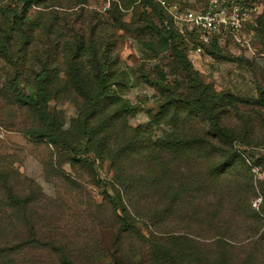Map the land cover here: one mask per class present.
Listing matches in <instances>:
<instances>
[{"label": "rangeland", "instance_id": "374dc122", "mask_svg": "<svg viewBox=\"0 0 264 264\" xmlns=\"http://www.w3.org/2000/svg\"><path fill=\"white\" fill-rule=\"evenodd\" d=\"M152 1L154 7L146 0H36L28 14L38 24L28 43L21 45V30L11 13L20 7V0H0V46L5 30L12 36L11 58L0 51V264H140L147 253L152 229L138 226L122 231L106 195L102 181L111 183L115 177L111 162L89 154L95 163L92 169L74 161L62 146L28 135L40 130L41 121L9 86L19 68L20 87L36 95L26 78L48 64L53 76L49 108L54 128L70 142L79 140L87 111L81 110L84 102L66 76L72 69L67 68L65 56L69 41L81 35L86 42L78 60L89 80L94 82L97 73L90 44H95L99 59L107 50L111 61L108 92L120 97V102L108 112L124 103V120L144 128L158 120L153 128L157 136L170 130L168 120H198L207 125L209 119L201 112L171 104L172 98L191 90L173 44L159 31L156 9L163 7L161 0ZM168 1L185 10L203 4L201 0ZM253 1L260 4L261 13L232 38L216 39L217 50L212 42L196 44L187 32L178 47L209 85L212 109L229 130L230 138L218 144L224 159L235 163L243 159L251 168L259 189L253 201L257 208L264 197V0ZM84 147L85 143L81 152ZM8 190L25 201L28 220L7 199ZM27 221L37 238L53 241L55 247L29 242ZM250 248L244 250L248 256L253 255ZM256 261L264 262V257Z\"/></svg>", "mask_w": 264, "mask_h": 264}, {"label": "trees", "instance_id": "16d2710c", "mask_svg": "<svg viewBox=\"0 0 264 264\" xmlns=\"http://www.w3.org/2000/svg\"><path fill=\"white\" fill-rule=\"evenodd\" d=\"M35 2L20 0V7L11 9L21 30V45L28 43L32 28L38 24L28 14ZM146 2L155 6L152 0ZM156 14L161 21L159 31L173 44L191 90V94L172 98L171 104L201 112L209 119L207 125L198 120H168L170 130L157 136L153 128L159 124L158 120L146 128L132 127L122 116L127 110L124 103L108 112L109 107L120 102V97L108 92L107 72L111 61L107 50L104 49L103 58L99 59L95 44H90L91 61L97 73L94 82L89 80L82 73L83 62L78 60L86 42L79 35L75 42L69 41L66 50L71 54H66L65 62L74 71L67 72L66 76L74 94L84 102L81 110L87 111L81 122L82 137L70 142L54 128L49 108L53 76L48 64L26 78V84L34 87L36 95L20 87L19 68L10 82L9 89L41 121L40 130L29 131L28 135L62 146L73 154L74 161L88 164L92 169L95 163L89 154L111 162L115 177L111 183L102 182L119 217L121 230L130 231L138 226L152 229L149 248L140 264H264L256 261L264 257V197L254 207L259 189L254 184L251 168L243 159L236 163L224 159L225 152L218 144L230 138V133L212 109L210 87L178 47L184 36L167 10L161 7L156 9ZM10 35L11 31L5 30L1 38L0 51L7 59L11 58ZM211 42L217 50L216 39ZM25 51L29 52L27 48ZM148 82L157 85L151 80ZM64 93L72 94L66 89ZM7 199L28 220L25 201L11 190L7 192ZM27 224L29 242L55 247L53 241L37 238L33 224L29 221ZM249 246L252 256L244 253Z\"/></svg>", "mask_w": 264, "mask_h": 264}, {"label": "built area", "instance_id": "2783aa9c", "mask_svg": "<svg viewBox=\"0 0 264 264\" xmlns=\"http://www.w3.org/2000/svg\"><path fill=\"white\" fill-rule=\"evenodd\" d=\"M201 1L203 4L198 8L185 10L168 0H161L179 32L192 34L198 45L209 44L214 39L232 38L253 16L261 13L260 4L253 0Z\"/></svg>", "mask_w": 264, "mask_h": 264}]
</instances>
